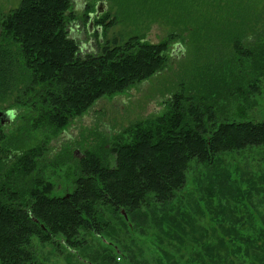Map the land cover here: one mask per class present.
I'll return each mask as SVG.
<instances>
[{"label": "rangeland", "instance_id": "obj_1", "mask_svg": "<svg viewBox=\"0 0 264 264\" xmlns=\"http://www.w3.org/2000/svg\"><path fill=\"white\" fill-rule=\"evenodd\" d=\"M21 1L0 0V20ZM100 2L104 14L89 32L92 14ZM189 2L184 7L187 13L191 11ZM213 2L197 0V12L187 16L186 31L170 39L172 32L181 31L176 26L174 30L163 6L162 13L144 10L140 17L131 18L123 0H73L75 20L69 29L82 46L94 47L100 37L111 44H123L134 35L153 44L168 40L167 63L147 80L97 100L55 135H50L47 128L31 127V103L17 104L13 96L0 104V114L9 113L4 119L9 137L23 133L26 147H43L31 174L11 170L9 179L0 178L1 184L20 193L24 202L30 200V190L38 180L52 182L55 194L72 191L81 175L79 161L87 151L114 165L113 148L131 142L137 124L150 127L174 109V95L188 97L185 100L189 104L184 107L192 106L191 101L199 107L198 112L207 107V119L215 112L220 122L264 121V54H260L264 50V0ZM227 16L231 22L237 20L241 30H248L245 36L250 39L242 42L243 53L233 51V36L221 35L227 27L232 34L240 30L233 24L219 29L224 24L217 23ZM195 20L201 31L197 35L192 33ZM103 23L104 31L99 29ZM108 23L112 25L107 27ZM209 23L210 29L219 33L208 31ZM22 77L30 79L28 73ZM148 199V205L139 210L101 206L98 216L102 233L82 230L80 241L73 247L65 245L62 237L56 243L34 238L37 262L264 264V145L221 153L213 164L194 160L186 185L173 199L163 203H158L154 195Z\"/></svg>", "mask_w": 264, "mask_h": 264}, {"label": "trees", "instance_id": "obj_2", "mask_svg": "<svg viewBox=\"0 0 264 264\" xmlns=\"http://www.w3.org/2000/svg\"><path fill=\"white\" fill-rule=\"evenodd\" d=\"M123 1L131 18L140 17L144 10L162 13L161 6L165 7L168 21L181 31L172 32L170 39L181 37L188 14L197 12V0ZM188 2L191 11L187 13L184 7ZM101 15L95 16L94 23H100ZM74 20L73 0H22L0 20V104L13 96L17 104L31 103V127L47 128L50 135L63 131L104 96L152 77L168 59V40L153 44L141 35L123 44H111L100 37L94 47L82 46L70 34ZM235 22L227 16L217 24H224L221 31L225 24L240 29L232 34L227 27L221 33L233 36V51L240 54L242 42L250 37L245 36L248 30H241ZM211 25L207 30L219 33L212 31ZM100 27L104 31V23ZM198 27L195 20L193 34L201 32ZM261 42L264 49V39ZM27 73L30 79L22 77ZM185 99L186 95H174V109L158 117L154 125L137 124L133 140L113 148L114 165L87 151L79 161L81 175L72 191L55 194L52 182L38 180L30 190V200L24 202L20 193L0 182V264H39L34 238L56 243L62 237L65 245L73 247L82 230L102 233L101 206L139 210L148 205L149 195L158 203L168 202L186 185L192 161L213 164L221 153L264 145V121L220 122L215 112L207 119V107L198 112L192 101V106L184 107L189 104ZM5 126L1 120L0 178L9 179L11 170L31 174L43 147H26L23 133L10 138Z\"/></svg>", "mask_w": 264, "mask_h": 264}, {"label": "water", "instance_id": "obj_3", "mask_svg": "<svg viewBox=\"0 0 264 264\" xmlns=\"http://www.w3.org/2000/svg\"><path fill=\"white\" fill-rule=\"evenodd\" d=\"M103 12H104V8H103V4H101V2L97 5V7H96V13H94V14H92V17H91V22H90V24H89V31L91 32V30H92V27H93V24H94V18H95V16H99L100 14H103ZM100 30L102 29V28H99ZM179 45H177V47H178ZM9 116V113L7 112V111H4V112H1V114H0V118H1V120H2V123H4V119L6 118V117H8Z\"/></svg>", "mask_w": 264, "mask_h": 264}]
</instances>
